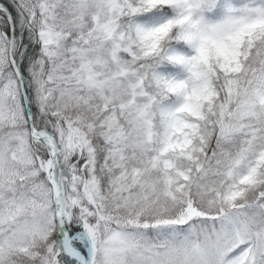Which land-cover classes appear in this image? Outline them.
<instances>
[{
    "label": "snow or ice",
    "instance_id": "6c2138e0",
    "mask_svg": "<svg viewBox=\"0 0 264 264\" xmlns=\"http://www.w3.org/2000/svg\"><path fill=\"white\" fill-rule=\"evenodd\" d=\"M0 264H264V0L0 2Z\"/></svg>",
    "mask_w": 264,
    "mask_h": 264
},
{
    "label": "trees",
    "instance_id": "16d2710c",
    "mask_svg": "<svg viewBox=\"0 0 264 264\" xmlns=\"http://www.w3.org/2000/svg\"><path fill=\"white\" fill-rule=\"evenodd\" d=\"M1 2H3V0H0Z\"/></svg>",
    "mask_w": 264,
    "mask_h": 264
}]
</instances>
